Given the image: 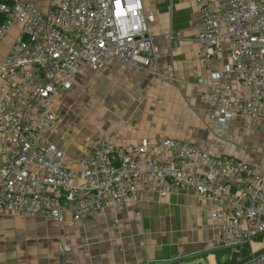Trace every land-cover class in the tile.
<instances>
[{
	"label": "built area",
	"instance_id": "1",
	"mask_svg": "<svg viewBox=\"0 0 264 264\" xmlns=\"http://www.w3.org/2000/svg\"><path fill=\"white\" fill-rule=\"evenodd\" d=\"M197 2L196 37L210 70L209 80L200 77L198 83L219 116L220 132L235 117L264 120V0ZM0 14V41L21 26L0 62L6 83L0 96V214L60 222L100 218L150 185L163 196L194 191L207 199L211 217L223 222L218 246H251L264 235V169L244 159L182 137L116 147L98 137L84 146L81 167L73 168L48 137L63 116L52 108L55 95L70 90L80 74L101 71L113 60L156 61L150 30L155 13L143 0H48L46 9L30 0H3ZM224 50L228 62L211 69ZM229 74L234 83L224 80ZM247 264H264V252Z\"/></svg>",
	"mask_w": 264,
	"mask_h": 264
},
{
	"label": "crops",
	"instance_id": "2",
	"mask_svg": "<svg viewBox=\"0 0 264 264\" xmlns=\"http://www.w3.org/2000/svg\"><path fill=\"white\" fill-rule=\"evenodd\" d=\"M30 1L42 9L48 5V0ZM143 2L146 10L155 13L150 30L155 37L156 61L126 65L113 60L95 78L86 73L91 71L88 69L64 95H55L52 108L60 111L64 99L76 97L87 85L102 100L101 106L89 104L90 122L102 131L92 134L88 142L102 137L116 147L139 144L145 138L157 142L182 137L264 169V120L246 122L235 117L228 129L220 132L219 116L202 97L205 86L198 79L208 81L210 70L202 62L196 37L201 18L197 0ZM20 32L21 26L16 25L0 41V62L9 55ZM226 62L224 50L210 67L221 69ZM224 80L234 83L235 77L229 74ZM5 84L0 79V96ZM59 133L48 137L65 151L70 167L80 168L87 143L70 150ZM3 159L0 151V163ZM211 208L210 202L194 191L163 196L145 185L129 205L110 207L100 218L60 222L47 216L2 213L0 264H236L240 249L248 248L251 254L264 249V239L259 238L238 249L214 244L223 222L211 217ZM46 225L57 228L55 235L29 232ZM23 229L29 233L24 234ZM62 246L66 247L63 251Z\"/></svg>",
	"mask_w": 264,
	"mask_h": 264
},
{
	"label": "rangeland",
	"instance_id": "3",
	"mask_svg": "<svg viewBox=\"0 0 264 264\" xmlns=\"http://www.w3.org/2000/svg\"><path fill=\"white\" fill-rule=\"evenodd\" d=\"M99 72L101 71L91 70L86 73L90 74V78H95ZM86 73H83V75L80 74V76H84L86 75ZM79 93L80 94H77L76 97H72L69 95L67 99H64L62 101V107L59 111L63 115L61 118L62 123L61 120L59 122V135H61V138L64 140L66 145H68V148L70 150L73 149V146L78 147L79 145H83V143H88V139L91 137L92 134H98L102 131L101 128H96L91 124L90 118H92V115L89 114L90 112H88L91 108L89 105L90 103H97L101 106L102 100L98 97L96 98V95L94 94L92 88L87 85H85ZM64 94V91H60L58 93L59 96H62ZM30 230L31 231L29 232L36 236H47L49 234L53 236L55 235L54 231L57 230V228L46 225L45 227L37 226L34 229ZM27 231L28 229H23L24 234L29 233ZM245 249L247 250V252ZM227 252L231 255V252ZM250 255L251 250H249L248 248L240 249L238 254V262L236 264H239L244 259L248 258ZM247 263L248 261L244 264Z\"/></svg>",
	"mask_w": 264,
	"mask_h": 264
},
{
	"label": "water",
	"instance_id": "4",
	"mask_svg": "<svg viewBox=\"0 0 264 264\" xmlns=\"http://www.w3.org/2000/svg\"><path fill=\"white\" fill-rule=\"evenodd\" d=\"M262 252H264V249L261 250V251H259V252H255L254 254H251L248 258L244 259V260H243L242 262H240L239 264H244L245 262H247V261L251 258L252 255H256V254H259V253H262Z\"/></svg>",
	"mask_w": 264,
	"mask_h": 264
},
{
	"label": "trees",
	"instance_id": "5",
	"mask_svg": "<svg viewBox=\"0 0 264 264\" xmlns=\"http://www.w3.org/2000/svg\"><path fill=\"white\" fill-rule=\"evenodd\" d=\"M3 0H0V3L2 2ZM5 19V16L3 14H0V23H2ZM259 239L263 240L264 239V235H261L259 237Z\"/></svg>",
	"mask_w": 264,
	"mask_h": 264
}]
</instances>
